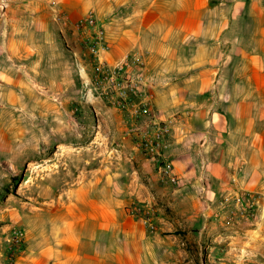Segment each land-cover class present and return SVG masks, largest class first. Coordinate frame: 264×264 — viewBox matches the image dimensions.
<instances>
[{
    "label": "rangeland",
    "instance_id": "obj_1",
    "mask_svg": "<svg viewBox=\"0 0 264 264\" xmlns=\"http://www.w3.org/2000/svg\"><path fill=\"white\" fill-rule=\"evenodd\" d=\"M191 4L204 15L165 33V43H173L176 72L196 59L198 87L205 91L163 118L153 105L141 109L147 85L127 88L125 106L116 104L112 77L144 80L137 68L145 59L111 60L108 2L74 16L55 0H0V264H45L51 215L63 191L89 180L107 183L111 173L120 190L133 186L128 213L154 227L149 250L146 241L131 256L117 249V264H264V173L248 169L246 160L226 167L220 160L228 135L245 148L253 133L264 139V128L249 122L252 115L264 120V0ZM115 66L123 70L113 73ZM250 84L261 91L254 100L228 93ZM243 99L250 103L242 106ZM248 110L252 115L238 132L227 129L233 111ZM181 119L192 125L187 142L213 146L214 162L224 164L216 176L201 153L187 164L195 176L174 172L171 134ZM164 127L165 147L149 155L145 139Z\"/></svg>",
    "mask_w": 264,
    "mask_h": 264
},
{
    "label": "crops",
    "instance_id": "obj_2",
    "mask_svg": "<svg viewBox=\"0 0 264 264\" xmlns=\"http://www.w3.org/2000/svg\"><path fill=\"white\" fill-rule=\"evenodd\" d=\"M55 1L61 9L74 16L84 15L93 10L90 9L92 6L96 8L102 2H108L107 27L111 60L118 63L128 55L144 57L145 61L138 65L140 68L137 70H142L148 90L153 94L152 105L161 117L184 111L189 105L188 98L196 97L198 93L205 91L198 87L200 75L196 73L195 58L188 62V67L182 68V74L175 71L173 43L170 42L166 46L167 36H164L165 33L177 32L189 18L204 15V10L198 11V6L191 4L194 0H183L190 2L188 4L180 0ZM196 27L189 29L188 32H195ZM261 32L264 34V30ZM145 71H148V76ZM204 82L210 85L213 78H204ZM239 82L241 83V80H238ZM249 86L250 88H246L237 85L235 90L230 89L228 93L232 97L249 100L261 96L259 89L252 87V84ZM248 99L240 101L242 106L250 103ZM251 115L249 110L243 114L233 111L231 116L235 119L228 123L227 129L235 128L238 132L244 116L248 121ZM252 119L249 122H256L257 127L264 128L262 124L264 120L254 121L257 118L253 115ZM191 130L192 125L188 120L181 119L173 126L169 155L173 160L174 172L182 177L195 176L196 171L187 164L197 153H201L207 160L213 162L210 166L213 165L212 173L216 176L218 169H224V164L221 163L219 166L214 162L217 157L212 156L213 146H210L209 142L186 141L185 137ZM253 136L254 141L247 148L243 141L230 139L229 135L226 137L227 140L222 142L220 150V160L225 163L224 167L229 161L246 160L250 163L246 168L253 167L264 173V139L256 138L257 135L254 133ZM115 175L117 174L108 175L111 179L101 185V179L89 180L63 191L65 199L51 215L52 236L45 241L43 254L45 264H117L114 259L118 256L117 249L127 250L119 256H131L134 250L140 249L141 243L149 240V236L154 233L152 225L128 213L132 194L135 193L132 190L133 186L125 184L120 190L116 183L111 181ZM260 187L264 188V184ZM136 192L138 193V190ZM149 247L148 241L144 249L149 250ZM26 259L27 263L33 260L29 257ZM120 263L125 264L124 261Z\"/></svg>",
    "mask_w": 264,
    "mask_h": 264
},
{
    "label": "built area",
    "instance_id": "obj_3",
    "mask_svg": "<svg viewBox=\"0 0 264 264\" xmlns=\"http://www.w3.org/2000/svg\"><path fill=\"white\" fill-rule=\"evenodd\" d=\"M113 70H114L113 73H119V71L123 70V67L115 66ZM117 79H118V76L112 77V80L114 81V85L119 89V93H118L119 99L116 101V104L121 105V106H125L126 104V100L128 98V94L126 91L127 88L132 90V86L136 88L137 86H140V85H147L146 81L143 80V78H138L137 80H133L132 78L131 79L127 78V79H123L122 81H117ZM152 101H153V94L150 91H143V92L141 91V100L139 104L141 106V109L144 112H148L149 110H151ZM161 131L162 132L158 133L155 139L154 138L145 139V146H146V149L148 150L147 153L149 155L159 156L160 151L162 150V148L165 147L164 139L167 136L168 130L166 127H164ZM168 168H169V165L166 166L165 171H167ZM143 221L148 223L150 226L152 225V223L149 220H143ZM152 228H154L153 225H152ZM22 235L23 234L21 232H18L15 234L13 240L15 241L16 244L20 243Z\"/></svg>",
    "mask_w": 264,
    "mask_h": 264
}]
</instances>
